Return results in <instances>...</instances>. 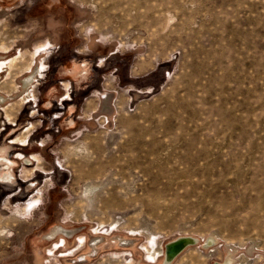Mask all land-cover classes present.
<instances>
[{"label": "rangeland", "instance_id": "1", "mask_svg": "<svg viewBox=\"0 0 264 264\" xmlns=\"http://www.w3.org/2000/svg\"><path fill=\"white\" fill-rule=\"evenodd\" d=\"M1 61L0 264H264V0H0Z\"/></svg>", "mask_w": 264, "mask_h": 264}, {"label": "bare ground", "instance_id": "2", "mask_svg": "<svg viewBox=\"0 0 264 264\" xmlns=\"http://www.w3.org/2000/svg\"><path fill=\"white\" fill-rule=\"evenodd\" d=\"M7 25V24H6ZM7 31V30H6ZM9 32V31H8ZM8 40V39H7ZM42 47V46H41ZM39 50V51H38ZM42 49H37V52H40ZM35 54V52H34ZM34 56V55H33ZM12 62H14V60H12ZM3 64V63H2ZM2 64H0V69L3 68ZM43 66H37V69L34 71L32 69V73L34 72V74H37L40 72V69L42 68ZM30 78V77H29ZM30 79H28L27 81H29ZM26 81V82H27ZM28 83V82H27ZM25 87H27V90H28V85L26 84ZM28 94H30V92L28 91L27 92ZM2 102L1 103H4V98L2 96H0ZM97 139V138H96ZM24 142V141H22ZM22 145H25V144H22ZM96 146H94L97 150L99 151H102L103 149H106L105 146L102 145V143L100 142H96L95 144ZM154 150V149H153ZM25 159V162H27V164H30L31 163V160L29 158H24ZM104 161H107V163H115L116 160L114 158H108V160H105L103 159V157L101 158V154L98 153V156L97 158L95 159V161H89V160H83V159H80L78 161H76L77 163H79V166H89L90 168H97V166H100L101 168H103L104 166ZM113 167V166H112ZM151 175V174H150ZM8 174L4 175L3 179L2 180H9L8 179ZM11 179V178H10ZM243 186V185H242ZM99 188V186H98ZM96 189H97V186L95 185H88L87 188H85V192L87 195L89 196H92L93 193L96 192ZM242 190V189H241ZM98 192V191H97ZM71 232V231H70ZM65 233V232H64ZM216 235V234H215ZM70 236V235H68ZM212 242L213 239L211 238L209 241H206V246L205 247H208L210 245H212ZM98 243V241H95L92 243V246L94 247V249L97 248L96 244ZM196 243V239L194 238H191V237H181V238H178L176 240H173L171 242H169L168 246H167V251H165V264H170V262L172 260H175L180 254L181 252L183 251V249L188 246V245H193ZM258 244V242H257ZM127 245H130L129 242H126L125 246ZM163 254V252L161 253ZM90 256V255H89ZM217 264H233V259L231 257H228L226 259V261L224 263H217Z\"/></svg>", "mask_w": 264, "mask_h": 264}, {"label": "flooded vegetation", "instance_id": "3", "mask_svg": "<svg viewBox=\"0 0 264 264\" xmlns=\"http://www.w3.org/2000/svg\"><path fill=\"white\" fill-rule=\"evenodd\" d=\"M42 50H43V49H42ZM39 53H41V51L38 52V54H39ZM38 54H37V55H38ZM2 63H3V64H2ZM0 64H2V66H3V68L0 69V74H2V73H4V72L6 71L5 68H4V67H6V62L1 61ZM37 66H38V65H37ZM37 66H35V67L33 68L34 71L37 69ZM43 70H44V69H43V67H42V68L40 69V72H39V73L34 74V72H33V75L29 76L30 78L27 77V78L24 80V84H25V85H26V84L28 85V89H29V86H30L32 83L35 82L34 79L37 77V75L40 74L41 71H43ZM0 79H1V78H0ZM28 79H30V80L27 81ZM26 81H27L28 83H27ZM24 88L27 89V87H25V86H24ZM29 95H30V94H29ZM1 101H2V100H1ZM4 102H5V99H4ZM16 139H17V138H16ZM16 139H14V140L12 141V143L19 142L18 139H17V140H16ZM20 144H21V143H20ZM25 145H27V144H25ZM24 158H26V157H24ZM28 158H29V157H28ZM29 159H30L31 161H33L32 158H29ZM23 163L27 164V162H25V160L23 161ZM27 165H29V164H27ZM2 182H3V183H10L9 180H6V181H5V180H2Z\"/></svg>", "mask_w": 264, "mask_h": 264}, {"label": "crops", "instance_id": "4", "mask_svg": "<svg viewBox=\"0 0 264 264\" xmlns=\"http://www.w3.org/2000/svg\"><path fill=\"white\" fill-rule=\"evenodd\" d=\"M1 100V99H0ZM0 109H1V101H0ZM1 111V110H0ZM0 156H1V148H0ZM0 166H1V160H0Z\"/></svg>", "mask_w": 264, "mask_h": 264}]
</instances>
